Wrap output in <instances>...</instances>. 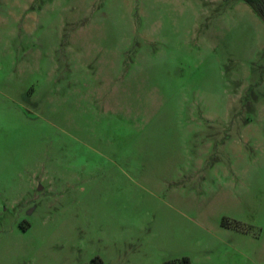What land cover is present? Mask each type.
Listing matches in <instances>:
<instances>
[{
  "label": "rangeland",
  "instance_id": "obj_1",
  "mask_svg": "<svg viewBox=\"0 0 264 264\" xmlns=\"http://www.w3.org/2000/svg\"><path fill=\"white\" fill-rule=\"evenodd\" d=\"M0 264H264V21L242 0H0Z\"/></svg>",
  "mask_w": 264,
  "mask_h": 264
},
{
  "label": "trees",
  "instance_id": "obj_2",
  "mask_svg": "<svg viewBox=\"0 0 264 264\" xmlns=\"http://www.w3.org/2000/svg\"><path fill=\"white\" fill-rule=\"evenodd\" d=\"M248 4L252 10L264 21V0H242ZM189 264L188 261H185ZM170 264V263H167Z\"/></svg>",
  "mask_w": 264,
  "mask_h": 264
},
{
  "label": "crops",
  "instance_id": "obj_3",
  "mask_svg": "<svg viewBox=\"0 0 264 264\" xmlns=\"http://www.w3.org/2000/svg\"><path fill=\"white\" fill-rule=\"evenodd\" d=\"M0 99H2V94L0 93Z\"/></svg>",
  "mask_w": 264,
  "mask_h": 264
}]
</instances>
